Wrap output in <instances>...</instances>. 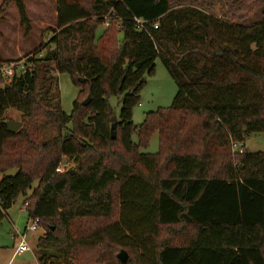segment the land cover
Listing matches in <instances>:
<instances>
[{
	"label": "trees",
	"instance_id": "1",
	"mask_svg": "<svg viewBox=\"0 0 264 264\" xmlns=\"http://www.w3.org/2000/svg\"><path fill=\"white\" fill-rule=\"evenodd\" d=\"M12 6L24 35L32 33L25 0H0V40ZM56 9L57 32L21 56L26 72L0 76V221L26 199L28 220L46 231L39 264H122L118 248L134 253L126 251L127 264H264V153L245 150L248 136L264 134V10L260 22L242 26L171 0H57ZM134 17L158 29L139 32ZM159 57L179 91L170 108L136 125ZM20 60L0 51V68ZM62 74L80 88L69 115ZM9 110L21 114L14 134ZM154 133L159 152L142 153ZM117 144L123 156L113 164L105 152ZM64 159L77 171L56 173Z\"/></svg>",
	"mask_w": 264,
	"mask_h": 264
},
{
	"label": "rangeland",
	"instance_id": "2",
	"mask_svg": "<svg viewBox=\"0 0 264 264\" xmlns=\"http://www.w3.org/2000/svg\"><path fill=\"white\" fill-rule=\"evenodd\" d=\"M56 2L57 0H25L28 15L32 21V33L29 36H25L24 30L20 28L15 7L9 8L5 16V23L1 26L3 35L0 40V51L5 58H7L8 53L10 56L12 55L14 60L27 61V58L22 59V57L36 51L35 49L41 44L50 41L51 37L57 32ZM171 2L173 7L196 6L225 21L242 26H251L260 22L263 18L264 0H171ZM115 27L117 26L115 25ZM117 28L115 29L117 30ZM106 30L103 25L99 26L97 35L100 36ZM116 30H111L112 34L115 33L116 40L118 39L121 42L122 33ZM155 66V74L147 79V83L141 92L140 103L134 110L133 121L136 125H141L144 122L147 113L170 108L179 91L176 80L160 57L157 58ZM58 81L62 108L69 115L73 111L74 101L80 95V88L74 85L71 77L67 74L59 75ZM109 104L118 116L120 114L118 98H109ZM6 116L9 120L21 121V114L16 110H9ZM116 133L119 134L118 128H116ZM133 141L137 142L136 136L133 137ZM245 150L250 153H264V134L257 133L248 136L245 141ZM141 152L151 155L159 152L158 133L152 135L148 147L143 148ZM105 154L108 161H113V164H115L123 156V151L117 144L111 151L106 150ZM16 173L17 171L13 170L8 175L14 176ZM37 186L38 182H35L33 188ZM31 193L32 191H29L28 196ZM25 200L24 197H19L13 207L6 213L5 218L0 221V264H8L13 253H15L18 242L15 237L16 233L20 232L22 234L26 228L32 225L28 220L27 211L23 210ZM116 218L117 211L114 212V219ZM180 228V226H175L164 229L161 236L162 238L172 236V232H177ZM45 233L46 231L41 227H38L35 232H29L28 242L32 251L14 257L13 262L10 264H37L36 256L39 254L37 244ZM122 250L127 251L130 258L134 257V253L125 248H118L115 254L118 255Z\"/></svg>",
	"mask_w": 264,
	"mask_h": 264
},
{
	"label": "built area",
	"instance_id": "3",
	"mask_svg": "<svg viewBox=\"0 0 264 264\" xmlns=\"http://www.w3.org/2000/svg\"><path fill=\"white\" fill-rule=\"evenodd\" d=\"M102 1L106 3L108 0H102ZM116 1L120 2L121 0H116ZM113 18H114V13L112 10L110 14L105 16V18L103 19L102 25L106 29H108L113 22ZM133 21H134V24H135V26L139 32H143V33H146L148 35H150V31H149L150 26L154 27V29H158V26H159L158 22L152 23L150 21H146V20H143V19H140L137 17H134ZM26 62L27 61H24V62L14 61V62H10L8 64H5L4 66H2L0 68V76L5 80H12L16 75L26 72V70H27V66L25 65ZM233 152H237L239 154H242L243 153L242 144H233ZM69 171H77V167H76V164L74 162L68 161L67 159H64L59 164L58 168L56 169V173H58V174H64V173H67ZM27 206H28V204L25 203V205L23 207L24 211H26ZM29 222H31V224H32L31 227L29 226L28 228H26L24 233L21 234L20 232H17L15 235L16 239L18 240V242L16 244V248H15V253H14L15 257L32 251L31 246L28 242V234H29V232L37 231L38 225L31 220H29Z\"/></svg>",
	"mask_w": 264,
	"mask_h": 264
},
{
	"label": "water",
	"instance_id": "4",
	"mask_svg": "<svg viewBox=\"0 0 264 264\" xmlns=\"http://www.w3.org/2000/svg\"><path fill=\"white\" fill-rule=\"evenodd\" d=\"M80 82L84 83L85 80L80 79ZM90 101H91V96H88V98L84 102V105L88 106L90 104ZM6 126H7L8 131L14 134V133H17L22 128L23 124L22 122L11 120V121L6 122ZM116 128H117V117H114L112 119V126H111V135H112L113 140L117 139ZM118 259L120 260L122 264H127L129 260V255L125 250H122L118 254Z\"/></svg>",
	"mask_w": 264,
	"mask_h": 264
},
{
	"label": "crops",
	"instance_id": "5",
	"mask_svg": "<svg viewBox=\"0 0 264 264\" xmlns=\"http://www.w3.org/2000/svg\"><path fill=\"white\" fill-rule=\"evenodd\" d=\"M7 216H8V214H7ZM14 247H15V245H14ZM14 257L15 256H14V253H13V256H12V258H10L8 264H10L11 262H13L12 260H13ZM36 260H37V264H39L37 256H36Z\"/></svg>",
	"mask_w": 264,
	"mask_h": 264
}]
</instances>
